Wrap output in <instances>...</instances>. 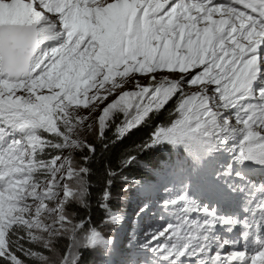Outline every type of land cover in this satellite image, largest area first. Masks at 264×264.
I'll list each match as a JSON object with an SVG mask.
<instances>
[{
	"label": "snow or ice",
	"instance_id": "1",
	"mask_svg": "<svg viewBox=\"0 0 264 264\" xmlns=\"http://www.w3.org/2000/svg\"><path fill=\"white\" fill-rule=\"evenodd\" d=\"M0 264H264V0H0Z\"/></svg>",
	"mask_w": 264,
	"mask_h": 264
},
{
	"label": "trees",
	"instance_id": "2",
	"mask_svg": "<svg viewBox=\"0 0 264 264\" xmlns=\"http://www.w3.org/2000/svg\"><path fill=\"white\" fill-rule=\"evenodd\" d=\"M147 132H148L147 129H142L140 131L135 132L133 135H131L130 137L125 139L117 148H115L113 150V152L109 154L108 159L112 160L113 162H116V161H118V159L122 153L127 152V151H133L135 148V145L139 144L142 140L147 138ZM157 158H159L158 153L144 154L141 156L140 162H139L142 164L138 163L136 165H133V166L125 169L123 174L124 175H132V176H134V178L144 177L146 171L143 168V166L149 165L151 163L157 164V162H158ZM93 182L96 184L97 188L103 186L104 176H103L102 171L98 172L96 174ZM115 184H116V180H115L112 188H114ZM102 215H103V213L99 209H97L93 213V218H94V220L99 221Z\"/></svg>",
	"mask_w": 264,
	"mask_h": 264
},
{
	"label": "rangeland",
	"instance_id": "3",
	"mask_svg": "<svg viewBox=\"0 0 264 264\" xmlns=\"http://www.w3.org/2000/svg\"><path fill=\"white\" fill-rule=\"evenodd\" d=\"M164 153V152H163ZM160 161L158 160V163H163V160L159 158ZM174 159V157H172ZM142 164V163H139ZM153 163L149 165H144L143 168L145 169V176L144 177H139V178H134L132 175H125L129 178V181L133 179H144L146 178V173L149 172L151 169ZM124 175V174H123ZM129 185L127 183H124L122 179H116V184L114 188H112V196H113V206L114 209H120L122 211H125L130 217L133 215V213L136 210V201H135V196L133 195L134 187L132 186V189L128 193H124L122 191V188H128ZM104 231L106 233H109L112 231L111 228H104ZM125 233L121 232L119 233V239L121 241L124 240Z\"/></svg>",
	"mask_w": 264,
	"mask_h": 264
},
{
	"label": "bare ground",
	"instance_id": "4",
	"mask_svg": "<svg viewBox=\"0 0 264 264\" xmlns=\"http://www.w3.org/2000/svg\"><path fill=\"white\" fill-rule=\"evenodd\" d=\"M158 157L159 158H161L163 161L164 160H171L172 159V156H170L169 155V153H167V152H159L158 153ZM159 158H157V161L159 160L160 161V159ZM158 163V162H157Z\"/></svg>",
	"mask_w": 264,
	"mask_h": 264
}]
</instances>
